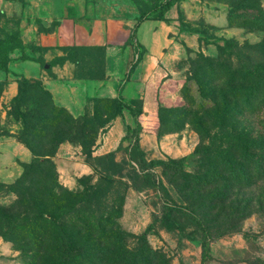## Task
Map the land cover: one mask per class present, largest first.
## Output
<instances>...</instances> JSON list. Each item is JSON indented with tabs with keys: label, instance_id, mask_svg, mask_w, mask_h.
<instances>
[{
	"label": "rangeland",
	"instance_id": "374dc122",
	"mask_svg": "<svg viewBox=\"0 0 264 264\" xmlns=\"http://www.w3.org/2000/svg\"><path fill=\"white\" fill-rule=\"evenodd\" d=\"M80 2H86L93 20L112 22L111 41L120 44L118 50H112L117 60L122 58L127 46L134 48L129 49L133 51V72L120 80L136 86L130 92L131 97L137 94L136 97L125 101L134 122L128 125L126 138L116 150L96 155L110 125L120 116L122 103L100 102L96 99L107 97H97L76 113L69 110L70 116L53 113L54 102L40 83L31 84L33 79L17 74L13 77L18 94L15 100L4 105L6 118L0 126V141L11 139L19 148L14 155L0 159V264H29L32 255L24 253L12 237L28 221L30 227L49 225L46 229L51 233L54 228L39 218L45 213L44 218L51 221L50 214L59 215L69 193L77 192H84V198L91 201L79 210L86 213L83 217L99 214L118 222L127 236L117 243L136 254L132 264H203L204 228L212 238L210 264H264V167L258 174L264 162L261 166L256 163L251 166L255 169L247 171L251 178L249 184L214 181L223 171L217 166L218 157L228 149L218 147L224 142L222 135L256 141L261 144L258 154L264 157V127L247 111L233 116V106L221 113L209 111L207 116L215 119L203 125V134L192 123L199 124L202 114L191 113L185 117L192 108L191 101L204 104L211 101L208 100L211 90L219 84L211 81L215 72L222 70L229 79L233 74H244L236 60L227 56L220 59L221 50H253L252 47L264 50L259 48L264 45V31L254 28L264 26V0ZM167 5L170 8L164 13V20H155L157 28L145 27L140 33V26L153 21ZM255 18L260 21L254 26L249 20ZM89 21L92 19L88 20V26ZM56 25L38 20L23 23L17 12L0 11V75L3 78L0 94L11 77L8 73L11 60H35L45 68L48 63L52 66L71 59L77 62L74 74L79 78L106 75L105 47L49 50L39 45V38L31 39L28 33L31 26L40 33H48ZM59 52L61 56L52 57ZM49 53L51 56L46 57ZM243 86L249 88L248 84ZM219 118L226 119L225 127ZM136 144L152 172L158 175L156 181L136 179L131 168ZM63 145L71 146L64 152L66 156L79 159L80 164L91 169L88 174L74 176L73 186L64 184L58 169L56 158ZM197 150H208L215 157L207 162L200 157L193 158ZM45 152L54 156L43 157ZM184 158L187 160L182 166L158 165ZM45 159L53 165L39 164ZM207 163L209 172H203L207 184L203 190L193 193L192 186L181 175L183 171L195 173ZM4 164L8 166L3 167ZM42 169L48 170L47 177ZM164 173L169 177L162 179ZM105 178L110 179V184L97 194L99 191L93 190ZM99 196L104 199L99 201ZM77 211L71 210L75 214L68 219L76 221L80 216Z\"/></svg>",
	"mask_w": 264,
	"mask_h": 264
},
{
	"label": "trees",
	"instance_id": "16d2710c",
	"mask_svg": "<svg viewBox=\"0 0 264 264\" xmlns=\"http://www.w3.org/2000/svg\"><path fill=\"white\" fill-rule=\"evenodd\" d=\"M169 8L170 5H167L165 10L160 12L157 17L152 18V20H164V13ZM249 21L255 26L257 25L256 23L260 21V19L255 18ZM254 28L264 31V26H255ZM259 48H264V45H260ZM252 49L253 50L220 51V59L227 56L236 60L239 66L243 68L244 74L239 73L242 70L240 69L237 70V73L240 75L233 74L229 79L226 73L222 70H219L218 73L215 72L211 76V81H215V83L219 84L216 88H214L213 91L211 90V96H209L211 99H208L211 101H209L207 104L200 102L196 103L194 101L190 102L192 108L185 115V117H189L191 113H195L197 116L202 114L203 117L200 118L201 122L199 124L195 121H192L193 125H196L200 134H203L205 131L203 125L215 119L213 116H207L209 111L221 113L222 111L229 109L231 106H233V116H241L244 111H247V113H251L252 116L258 120V124L260 126L264 127V50H254V47H252ZM212 61L215 62V59ZM73 62L77 65L76 61ZM104 77L105 74L103 77L95 78L103 79ZM222 81H226V84H222ZM30 83H40L42 90L47 92L51 97V100L54 102L52 94L44 88L41 82L33 79L30 80ZM212 83L213 82H211V84ZM238 83H241V85ZM245 84H248L249 88L243 86ZM16 98L17 97H15L13 100ZM96 100L100 102L112 101L114 103H122L120 106V113L118 115H122L124 108H128L130 110L129 104H126L127 102L120 98H97ZM56 112L68 114L69 110L65 107L57 105L54 102L53 113ZM70 114L68 115L70 116ZM72 117L74 118V116L71 115V118ZM219 122L225 127L226 119L219 118ZM129 129L130 128L128 127L127 130L129 131ZM222 138L224 139V142L219 144L218 147L226 146L228 147V149H226L228 152L225 153L226 151H224V155L222 157H218L217 166L222 167L223 171L216 175L217 178H215L214 181L219 184L224 182L228 185L236 181L241 185L244 182L249 184V180L251 178L250 175H248L249 172L247 171L250 169H255L251 166H254L256 163L261 166V163L264 162V157H261L260 154H258L261 144L257 143L256 141L249 142L245 139V137L240 138L239 136L228 137L222 135ZM133 151L131 168L135 173L136 179L156 181L158 175L152 172V169L148 162L144 159L138 144H136ZM32 152H34L35 156H38L37 152L34 150H32ZM42 156H54V153L45 152L42 154ZM199 157L203 158L205 162H207L210 159H214L215 155L208 150L204 152L197 150L193 158ZM185 160H187V158L182 160H169V162L166 163L165 161H162L158 163V165H170L174 167L182 166ZM45 163H50L53 165L52 161L49 162L46 159L39 161V164ZM209 167L210 165L207 163L195 170V173L190 174L186 171H183L181 178L184 181L189 182V184L192 186L190 191H193V193H198V191L203 190L207 184V180L204 178L203 172L204 170L209 172ZM263 167L264 165L260 167L258 174L261 173V169ZM170 171L175 172L174 168H170ZM47 172V169H42V173L45 177H47ZM161 176L162 179L169 177L166 173L161 174ZM105 179L106 181L104 180V182L100 184V187L98 184L93 190L99 191L97 194L104 192L105 186L110 184V179ZM120 183L128 186V183ZM135 183L136 180H134V185ZM52 193L55 194L54 190ZM103 199L104 196L98 200L102 201ZM90 202L91 201L89 199L84 198V192H80V194L79 192L73 194L69 193L68 202L63 204L59 215L52 216L50 214L52 217L51 221H48L46 218H44L45 213H43L39 218L42 223L44 221L49 222L50 226L54 228L51 233L46 229L49 225L43 226L42 224V228L30 227V223L27 220L28 223L26 225L24 224L22 227L24 229L19 230L12 237V241L16 245L22 246L24 253H29L32 255L30 257L31 262L29 264H132L133 261L137 259L135 258L136 254L130 252L126 245H123V247L118 246L120 243L117 242H122V240H124L127 235L121 231L118 222L116 223L114 218L112 220L107 219V217L99 214L95 216L88 214V216L83 217V215L86 213L82 214L79 210L84 208V204ZM190 203L193 204L191 201ZM73 209H76L78 210L77 212H80V216H78L76 221H71L68 219L75 214V212H71ZM204 235L205 240L203 242L202 263L210 264L212 238L207 228H204Z\"/></svg>",
	"mask_w": 264,
	"mask_h": 264
},
{
	"label": "crops",
	"instance_id": "0c3cea01",
	"mask_svg": "<svg viewBox=\"0 0 264 264\" xmlns=\"http://www.w3.org/2000/svg\"><path fill=\"white\" fill-rule=\"evenodd\" d=\"M0 11L7 13L17 12L23 23L38 20L42 23H56L55 29L48 33H40L30 27L31 39H40L39 45L49 50H60L61 48L72 47H105L107 55L106 75L101 78H79L75 76L76 64L71 59L62 63H54L52 66L46 64L45 68L35 60H11L8 66V73L11 75L8 84L0 94V126L6 118L4 105L8 104L18 94V84L13 77L21 75L26 78L40 80L46 90L54 99V102L71 112H77L86 107L89 100L97 97L122 98L128 101L131 97V89L134 84L126 85L127 81H120L127 73H132L131 64L132 47L127 46L122 58L116 59L119 43H112V22L110 20H93L87 10L86 2L80 0H0ZM81 19V22L79 21ZM88 26V20H91ZM157 21H146L140 26V33L145 27L157 28ZM59 48V49H58ZM134 49V48H133ZM62 53H55L52 57H59ZM51 56V53L46 57ZM137 73V71H136ZM135 73V74H136ZM134 74V75H135ZM136 76V75H135ZM0 75V88L2 82ZM137 94H135L136 97ZM131 97V98H133ZM134 116L128 108H124L122 115L118 116L106 132L105 139L101 146H98L96 155H104L118 148L126 136L128 125H132ZM19 148L13 140L0 141V159L5 160L6 155L12 156ZM71 148L63 145L58 154L57 163L59 172L62 173L63 182L73 186L76 176L88 174L91 169L86 164H80L76 158L64 152ZM13 157L10 159V162ZM9 161L5 162L8 163ZM3 167L8 164L2 165ZM75 176V177H74Z\"/></svg>",
	"mask_w": 264,
	"mask_h": 264
}]
</instances>
